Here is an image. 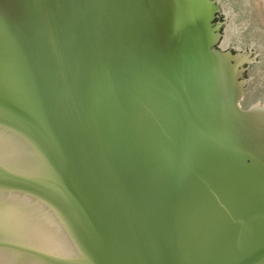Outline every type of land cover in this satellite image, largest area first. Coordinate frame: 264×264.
I'll return each instance as SVG.
<instances>
[{
  "label": "water",
  "instance_id": "obj_1",
  "mask_svg": "<svg viewBox=\"0 0 264 264\" xmlns=\"http://www.w3.org/2000/svg\"><path fill=\"white\" fill-rule=\"evenodd\" d=\"M212 0H0V264H264V80Z\"/></svg>",
  "mask_w": 264,
  "mask_h": 264
},
{
  "label": "rangeland",
  "instance_id": "obj_2",
  "mask_svg": "<svg viewBox=\"0 0 264 264\" xmlns=\"http://www.w3.org/2000/svg\"><path fill=\"white\" fill-rule=\"evenodd\" d=\"M220 37L264 80V0H212Z\"/></svg>",
  "mask_w": 264,
  "mask_h": 264
}]
</instances>
